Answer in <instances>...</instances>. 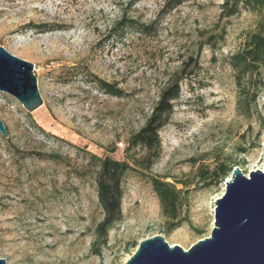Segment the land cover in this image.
<instances>
[{
	"label": "rangeland",
	"instance_id": "1",
	"mask_svg": "<svg viewBox=\"0 0 264 264\" xmlns=\"http://www.w3.org/2000/svg\"><path fill=\"white\" fill-rule=\"evenodd\" d=\"M165 1L0 0V47L34 65L43 101L28 114L0 92V119L13 144L0 139V259L6 264H123L136 244L155 236L188 250L209 237L212 202L231 172L219 179L212 173L220 165L245 176L264 169V62L241 79L244 93L228 63L250 36L264 37V7H241L226 19L223 0H179L169 12ZM123 16L153 24L154 31L148 36L121 26ZM42 24L59 30L27 28ZM221 33L214 48L199 49L207 36ZM184 68L180 97L159 132V158L147 172L180 191L184 222L169 229L149 180L131 171L122 183L121 217L95 253L102 211L85 171L89 155L139 159L140 152L126 151L127 142L143 127L159 90ZM95 78L122 89L123 97L99 91Z\"/></svg>",
	"mask_w": 264,
	"mask_h": 264
},
{
	"label": "trees",
	"instance_id": "2",
	"mask_svg": "<svg viewBox=\"0 0 264 264\" xmlns=\"http://www.w3.org/2000/svg\"><path fill=\"white\" fill-rule=\"evenodd\" d=\"M180 5L179 0L165 1L162 9L165 12L172 11ZM241 7L257 8L264 7V0H223L221 17L226 19L236 15ZM119 25L124 27H135L142 35H150L154 31L153 24H140L131 21L125 16L120 19ZM27 28L35 30L36 33L43 34L49 31H57L58 27L46 24L28 25ZM223 32V31H222ZM223 40V33L220 35L211 34L207 36L199 49L203 46L214 48ZM192 61V58H190ZM264 62V37L258 34L250 36L249 41L243 48L229 58V66L234 72L236 86L242 89L241 79L255 71L259 64ZM185 68L181 70L176 77L170 78L158 92L157 101L151 109L149 117L146 119L143 127L133 134L128 142L126 151L133 153L140 152L137 160L116 161L108 156L97 157L89 155L86 162L85 171L88 170L94 179L96 187V198L98 206L102 211V219L94 229V241L92 243V251L97 253V245L104 246L107 243L108 233L113 228L115 222L121 217V197L122 183L129 172L134 171L139 176H145L151 185L152 190L157 195L162 211L168 217L169 229L178 228L184 219L179 218L180 211V191L170 183L165 182L162 178L154 176L147 177L153 165L159 158L161 145L159 140V132L169 121L173 105L180 97L181 82L185 78ZM99 91L112 97L121 98L124 95L122 89L117 88L104 80L95 78L92 81ZM243 93H244V89ZM255 100V95L251 97ZM28 118L30 115H26ZM5 126V125H4ZM30 128L37 130L46 137H50L43 129L37 126L33 120H29ZM8 138L0 135V139L7 145L13 146L11 143L10 132L5 126ZM115 150V147L112 149ZM245 151V150H243ZM37 156L46 157L48 160L63 161L65 160L58 154H41ZM137 167H134V166ZM225 165H220L213 173L214 179H219L227 175L231 170ZM210 184L206 185V187ZM138 244H136L137 246Z\"/></svg>",
	"mask_w": 264,
	"mask_h": 264
},
{
	"label": "water",
	"instance_id": "3",
	"mask_svg": "<svg viewBox=\"0 0 264 264\" xmlns=\"http://www.w3.org/2000/svg\"><path fill=\"white\" fill-rule=\"evenodd\" d=\"M33 71L32 63L0 47V92L28 114L43 104ZM0 135L8 138L1 119ZM212 204L214 222L208 238L188 250L170 246L162 236L145 239L123 264H264V169L245 176L234 168L223 194Z\"/></svg>",
	"mask_w": 264,
	"mask_h": 264
}]
</instances>
